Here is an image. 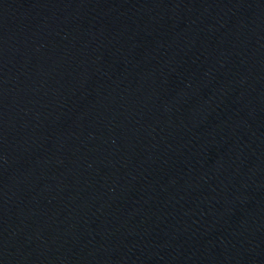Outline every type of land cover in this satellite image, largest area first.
Listing matches in <instances>:
<instances>
[{"label":"water","instance_id":"obj_1","mask_svg":"<svg viewBox=\"0 0 264 264\" xmlns=\"http://www.w3.org/2000/svg\"><path fill=\"white\" fill-rule=\"evenodd\" d=\"M0 264H264V0H0Z\"/></svg>","mask_w":264,"mask_h":264}]
</instances>
